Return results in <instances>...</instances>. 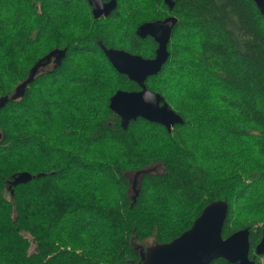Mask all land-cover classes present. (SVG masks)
<instances>
[{"label": "trees", "instance_id": "trees-1", "mask_svg": "<svg viewBox=\"0 0 264 264\" xmlns=\"http://www.w3.org/2000/svg\"><path fill=\"white\" fill-rule=\"evenodd\" d=\"M117 1L96 17L89 0H0V97L42 60L0 107V264H144L141 242L171 241L218 199L223 235L249 226L261 264L264 13L255 0ZM169 15L170 55L146 83L185 120L124 127L111 96L141 86L103 45L154 56L137 28ZM55 48L58 65L44 58Z\"/></svg>", "mask_w": 264, "mask_h": 264}, {"label": "water", "instance_id": "water-1", "mask_svg": "<svg viewBox=\"0 0 264 264\" xmlns=\"http://www.w3.org/2000/svg\"><path fill=\"white\" fill-rule=\"evenodd\" d=\"M264 13V0H255ZM96 17L103 14L109 15L117 6V0H89ZM171 8L175 3L168 0ZM178 18L169 15L165 18L147 20L139 25L137 32L141 36L152 35L158 42L154 56H144L126 48H103L113 63L121 72L139 83L140 89H118L110 99V106L122 119V124L127 127L131 119L143 116L149 120L158 121L172 130L176 123L184 122V117L177 112L157 90L148 87L147 78L158 73L167 61L170 50L173 27ZM67 48H55L44 58L47 62L54 60L60 64ZM40 60L35 64L29 76L19 83L13 94L0 97V107L9 99L23 95L29 82L35 77ZM30 171H21L13 180L14 183L27 181L32 177ZM229 202L225 199L214 200L207 204L201 214L195 219L192 226L168 242L155 243L143 253L144 264H210L217 257H225L230 262L238 264H256L250 257L251 241L250 227H242L233 231L228 236L223 235V226L228 214ZM256 253H264V228L263 235L256 245Z\"/></svg>", "mask_w": 264, "mask_h": 264}, {"label": "rangeland", "instance_id": "rangeland-1", "mask_svg": "<svg viewBox=\"0 0 264 264\" xmlns=\"http://www.w3.org/2000/svg\"><path fill=\"white\" fill-rule=\"evenodd\" d=\"M185 73H186L187 75H189V74L187 73V71H185ZM189 76H190V75H189ZM191 77H193V76L191 75ZM35 110H37V109H35ZM34 113L36 114L37 111H35ZM140 244H143V245L149 247V246L155 244V240H154V238L150 237V238H147L146 240H144V242H141Z\"/></svg>", "mask_w": 264, "mask_h": 264}, {"label": "bare ground", "instance_id": "bare-ground-1", "mask_svg": "<svg viewBox=\"0 0 264 264\" xmlns=\"http://www.w3.org/2000/svg\"><path fill=\"white\" fill-rule=\"evenodd\" d=\"M258 254V253H257ZM261 254H263V253H261ZM261 264H264V260L262 261V263Z\"/></svg>", "mask_w": 264, "mask_h": 264}, {"label": "flooded vegetation", "instance_id": "flooded-vegetation-1", "mask_svg": "<svg viewBox=\"0 0 264 264\" xmlns=\"http://www.w3.org/2000/svg\"><path fill=\"white\" fill-rule=\"evenodd\" d=\"M112 11H113V10H112ZM52 63H54V60H53V62H51V64H52Z\"/></svg>", "mask_w": 264, "mask_h": 264}]
</instances>
